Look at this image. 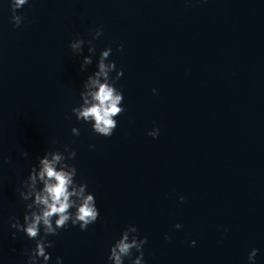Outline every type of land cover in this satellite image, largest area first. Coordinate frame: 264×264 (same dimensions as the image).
Here are the masks:
<instances>
[{"label":"water","instance_id":"obj_1","mask_svg":"<svg viewBox=\"0 0 264 264\" xmlns=\"http://www.w3.org/2000/svg\"><path fill=\"white\" fill-rule=\"evenodd\" d=\"M17 12L14 28L0 0V264H24L33 244L10 235L24 211L15 189L63 144L100 215L49 236V264H105L128 224L147 238L145 264H247L253 247L264 264V0H29ZM97 26L80 72L68 41ZM106 45L125 107L107 138L70 112Z\"/></svg>","mask_w":264,"mask_h":264},{"label":"clouds","instance_id":"obj_2","mask_svg":"<svg viewBox=\"0 0 264 264\" xmlns=\"http://www.w3.org/2000/svg\"><path fill=\"white\" fill-rule=\"evenodd\" d=\"M28 2L29 0H7L9 20L14 28L20 26L24 20L17 10ZM90 31V39L86 40L79 34H74L67 45L72 54L80 58V72H85L87 66L93 63L92 57L96 53L93 41L102 35V28L99 26ZM84 45H87V55L83 54ZM115 48L120 51L121 44L116 42ZM112 51V46L106 45L96 54L95 70L81 81L79 103L70 109L76 121L83 122L93 133L105 138L112 135L117 126L116 117L125 111L123 93L115 86L123 72L116 67L113 60L108 59ZM150 91L155 94L157 90L152 88ZM69 131L73 136L80 134L76 126ZM145 134L155 139L159 129L154 126ZM88 147L92 149L94 145L89 144ZM20 155L26 156L27 152L22 151ZM75 156V149L69 144L44 150L29 165L26 175L15 189L19 200L24 202V211L22 219L9 217L8 226L14 230L10 235L14 239L16 233L20 232L33 242L26 251L24 264H49L51 254L46 251L52 247L49 236H55L61 229L69 226L84 231L100 215L94 193L88 189L85 181L76 180L77 169L72 163ZM177 199L183 201L184 197L178 196ZM181 227L180 223L173 225L175 229ZM164 238H169L167 233ZM146 242L147 238L138 235L134 224L126 225L108 245L105 264H145L143 246ZM195 243V240L188 241L189 246ZM257 251L254 247L248 250L247 264H256ZM52 264H64L63 258L56 256Z\"/></svg>","mask_w":264,"mask_h":264}]
</instances>
